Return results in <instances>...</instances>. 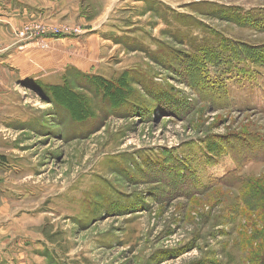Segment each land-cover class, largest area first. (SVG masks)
I'll list each match as a JSON object with an SVG mask.
<instances>
[{
  "label": "rangeland",
  "instance_id": "1",
  "mask_svg": "<svg viewBox=\"0 0 264 264\" xmlns=\"http://www.w3.org/2000/svg\"><path fill=\"white\" fill-rule=\"evenodd\" d=\"M0 18V264H264V0Z\"/></svg>",
  "mask_w": 264,
  "mask_h": 264
},
{
  "label": "trees",
  "instance_id": "2",
  "mask_svg": "<svg viewBox=\"0 0 264 264\" xmlns=\"http://www.w3.org/2000/svg\"><path fill=\"white\" fill-rule=\"evenodd\" d=\"M235 46V45H234ZM236 48L227 49L231 53L232 60L239 63L251 61L253 65L261 66L264 68V48H254L247 45L235 46ZM213 54V53H211Z\"/></svg>",
  "mask_w": 264,
  "mask_h": 264
},
{
  "label": "crops",
  "instance_id": "3",
  "mask_svg": "<svg viewBox=\"0 0 264 264\" xmlns=\"http://www.w3.org/2000/svg\"><path fill=\"white\" fill-rule=\"evenodd\" d=\"M1 20L3 19V18H0ZM4 23V22H3Z\"/></svg>",
  "mask_w": 264,
  "mask_h": 264
}]
</instances>
